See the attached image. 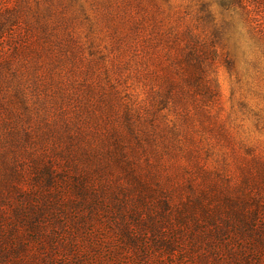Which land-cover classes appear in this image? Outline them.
<instances>
[{"label":"rangeland","instance_id":"rangeland-1","mask_svg":"<svg viewBox=\"0 0 264 264\" xmlns=\"http://www.w3.org/2000/svg\"><path fill=\"white\" fill-rule=\"evenodd\" d=\"M220 2L0 0V22L15 23L0 42V264L258 253L264 41Z\"/></svg>","mask_w":264,"mask_h":264},{"label":"trees","instance_id":"trees-1","mask_svg":"<svg viewBox=\"0 0 264 264\" xmlns=\"http://www.w3.org/2000/svg\"><path fill=\"white\" fill-rule=\"evenodd\" d=\"M36 18L39 22V25L42 29L46 30V24L42 22L43 17L46 15L51 14L50 8H45L42 6L40 2L36 1ZM220 5L224 10H227L228 12H233L235 15L239 16V20L241 24L248 29L254 36V38L258 41H264V0H222L220 2ZM203 8L207 9V5L203 4ZM212 14L211 12L208 13V17L211 18ZM11 17V16H10ZM17 26V25H16ZM226 26V31L235 29L236 23L234 20H231L230 22H227L224 27ZM12 27H15V23L12 24L11 18L4 20L0 22V42H11L12 41ZM40 28V29H41ZM41 29V30H42ZM211 43V44H210ZM195 48H198V55L197 56H207L210 57L207 48H209V45L213 46V41L203 44H199L196 41L193 43ZM214 48L216 46H213ZM210 49V48H209ZM211 55L214 57L217 55L216 49H210ZM197 54V53H195ZM188 56V63L190 64V67L193 69V73L188 77L189 84H193L196 86H203L206 84L207 80L204 75H200V71H203V61L201 57H193L189 53L186 55ZM201 58V59H200ZM237 220L241 221L243 223H246L250 221V219H253L254 216H250V218L246 217V214L244 212H239L237 214ZM262 231H264V228H262ZM258 247L264 248V243L261 242V244L254 245V249L258 252L256 255L252 256H245L241 255L239 258H234L233 260H216V262L212 264H264V254L259 252L257 249ZM261 253V254H260Z\"/></svg>","mask_w":264,"mask_h":264}]
</instances>
